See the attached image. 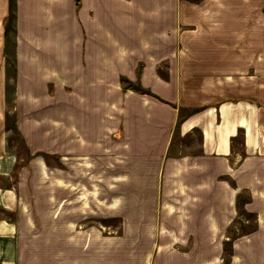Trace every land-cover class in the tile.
<instances>
[{
    "label": "crops",
    "instance_id": "1",
    "mask_svg": "<svg viewBox=\"0 0 264 264\" xmlns=\"http://www.w3.org/2000/svg\"><path fill=\"white\" fill-rule=\"evenodd\" d=\"M12 171L0 264H264V0H0Z\"/></svg>",
    "mask_w": 264,
    "mask_h": 264
},
{
    "label": "rangeland",
    "instance_id": "2",
    "mask_svg": "<svg viewBox=\"0 0 264 264\" xmlns=\"http://www.w3.org/2000/svg\"><path fill=\"white\" fill-rule=\"evenodd\" d=\"M10 27L11 26H9V28ZM7 60H8L7 73L9 77H11L13 72V64H12L10 39H9V43L7 44ZM12 88H13L12 80L7 79V108L9 111L7 112V115L5 117V126L10 129H8L9 131L7 134V152L5 155L15 156V157L17 156V158H20L19 161L20 163V162H24L28 155L22 144V141L19 139L18 134L13 129V125H12V113L10 111V105L12 103V98H13ZM197 139H198V135L195 132L193 134H188L184 136L175 135L171 152L175 154L182 153L187 150V147L191 146L192 144L193 145L196 144ZM14 173L15 171H12V175H13L12 177H10V175L0 174V185H6L10 183L14 179Z\"/></svg>",
    "mask_w": 264,
    "mask_h": 264
},
{
    "label": "trees",
    "instance_id": "3",
    "mask_svg": "<svg viewBox=\"0 0 264 264\" xmlns=\"http://www.w3.org/2000/svg\"><path fill=\"white\" fill-rule=\"evenodd\" d=\"M13 10H12V5L10 6V10H9V16H8V21H7V26H6V30L9 28V26H8V22L13 18ZM127 86H136V85H133L132 83H130V82H128L127 83ZM137 87V89L139 90V91H141V92H144V93H149L150 91L149 90H147V89H145V88H143V87H141V86H136Z\"/></svg>",
    "mask_w": 264,
    "mask_h": 264
}]
</instances>
